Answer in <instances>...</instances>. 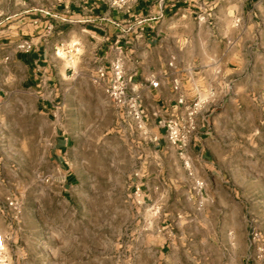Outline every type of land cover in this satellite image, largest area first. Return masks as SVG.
<instances>
[{
  "label": "rangeland",
  "instance_id": "rangeland-1",
  "mask_svg": "<svg viewBox=\"0 0 264 264\" xmlns=\"http://www.w3.org/2000/svg\"><path fill=\"white\" fill-rule=\"evenodd\" d=\"M58 1L0 0V18ZM230 4L202 16L222 24L242 11ZM256 11L258 29L235 34L227 51L215 24L197 27V53L201 42L221 49L199 54L206 62L215 56L240 68L231 83L203 85V97L215 92L209 166L140 145L87 74L57 84L51 120L15 85L0 100V264H264V4ZM63 131L69 144L58 159L53 144ZM136 175L144 176L141 193L166 194L164 223L154 219L162 209L138 203Z\"/></svg>",
  "mask_w": 264,
  "mask_h": 264
},
{
  "label": "crops",
  "instance_id": "crops-1",
  "mask_svg": "<svg viewBox=\"0 0 264 264\" xmlns=\"http://www.w3.org/2000/svg\"><path fill=\"white\" fill-rule=\"evenodd\" d=\"M212 1L215 7L234 2ZM235 2L238 4H232L239 5L242 11L226 16L222 24L216 14L203 18L208 22L200 19L203 11L200 0H169L164 6L160 0H135L129 11H120L96 0H59L40 3L15 19L0 18V100L8 97L15 85L20 86L23 91L34 95L37 109L51 120V115L59 108L55 104L57 84H62L69 76L84 74L93 80L99 67L110 65L115 57L112 46L119 44L124 51L130 86L140 94L146 113L144 129L138 128L135 120L125 117L123 120L131 130L140 133V145L151 146L155 154L169 149L179 154L168 143L164 130L157 126V120L176 103L173 79L181 80L188 98L202 96L204 84L216 86L232 82L240 68H232L229 63L221 65L215 56L206 62L199 54L217 52L218 49H210L201 42L200 53H197L196 31L198 26L215 24L217 36L224 38L219 44L224 50L238 45L233 39L235 34L246 32L251 35L258 29L253 20L258 17L256 10L262 7L264 0ZM24 41L31 42L29 51L18 47ZM237 59L233 60L237 62ZM170 62L173 66L169 65ZM154 77L160 82L157 88L150 83ZM204 120L205 115H200L199 128L187 154L209 166L212 150L208 147ZM64 133L57 132L53 144L58 159H62L68 149L69 141ZM154 135H158V142L151 141ZM158 161L163 165V159L158 158ZM136 176L138 179L134 183L143 187L144 176ZM139 197L141 207L152 205L151 210L155 207L162 209L154 218L158 224L168 220L163 191L146 187Z\"/></svg>",
  "mask_w": 264,
  "mask_h": 264
},
{
  "label": "built area",
  "instance_id": "built-area-1",
  "mask_svg": "<svg viewBox=\"0 0 264 264\" xmlns=\"http://www.w3.org/2000/svg\"><path fill=\"white\" fill-rule=\"evenodd\" d=\"M97 2L106 3L112 8L120 11H129L135 0H96ZM169 0H160L162 6ZM186 1V0H185ZM202 12L212 10L215 7L212 0H200ZM201 18V17H200ZM204 18V16H202ZM21 49L29 51L32 44L24 41L18 46ZM115 57L109 66H101L97 69L93 76V81L101 85L109 100L118 108L122 117L129 120H135L138 128L144 129L146 113L142 106L141 96L136 88L130 86V77L125 71V56L122 46L114 44L112 46ZM59 54V50H56ZM173 66V62L169 63ZM151 85L155 88L159 87V80L153 78ZM172 90L177 93L176 103L170 108L167 114L161 116L157 120V126L164 130L165 137L169 144L175 147L181 156H185L192 142L195 140L196 132L199 128V117L205 115L203 126L206 130L210 125L211 110L210 104L215 97V92L211 91L206 97L201 95L188 98L184 91V86L179 79H173ZM147 131L144 134L147 135ZM151 141L158 142V135H154ZM134 194L140 196L142 184H134ZM10 205L16 206L17 201L10 200ZM6 238L0 234V253L6 249Z\"/></svg>",
  "mask_w": 264,
  "mask_h": 264
}]
</instances>
